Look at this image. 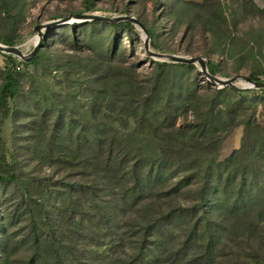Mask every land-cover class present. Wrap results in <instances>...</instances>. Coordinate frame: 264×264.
Here are the masks:
<instances>
[{"label": "trees", "instance_id": "trees-1", "mask_svg": "<svg viewBox=\"0 0 264 264\" xmlns=\"http://www.w3.org/2000/svg\"><path fill=\"white\" fill-rule=\"evenodd\" d=\"M85 1L89 3V0ZM212 4L215 7L212 16L225 22L219 1L204 0L199 3L202 7ZM243 7L238 5V9ZM252 8L264 14V5L252 1ZM87 26L90 30L88 40L95 38L96 46L109 52L113 51L111 45L117 29L129 30L131 22H72L69 31L75 36L76 29L82 28L81 33L84 34ZM147 31L153 46H156L154 31L148 28ZM0 41L5 45L14 44L8 37ZM223 50L225 46L219 49L220 52ZM108 54L112 62L114 54ZM5 57L4 66L0 68V114L3 116L11 112L7 100H15L19 87L15 58L10 54H5ZM38 59L37 52L33 61ZM63 66L57 60L49 65V69L60 70ZM192 67L191 64L155 61L148 77L142 79L129 70L109 76V82L118 80L119 83L111 91L110 102L118 104L110 107L113 122L132 120L138 133L144 130L161 132L157 137L163 143L148 159L131 157L125 150L123 135L115 128L85 123L79 125L71 115L62 118L54 108L45 111L54 117L53 125L59 124L57 131L62 136H70L72 145L82 158L83 168H90V178L85 182L80 176L77 182L63 184V190L53 191L43 187L41 191L45 192V202H42L34 197L29 181L17 174L15 161L8 165L9 169L0 173L2 189L9 190L6 196L0 191V208L5 206L0 209V220L3 222L0 229L11 227L8 224L12 222L13 214L23 215L28 221L20 239H15L17 233L7 234L6 246H0L3 253L0 264L8 261L10 251L19 244L29 246L22 264H58V259L62 264H72L64 261V248L76 256L86 248L84 242L87 239L94 240L96 248L103 244L110 252L119 248L134 253L126 264H150L151 257L158 251L171 246L169 250H174L173 254L185 255L197 240L204 237L207 243L203 257L208 259L211 233L205 217L208 211L206 205L212 204L211 208L216 207L233 215L257 204L264 206V112L258 109L259 100L264 98V88L236 89L226 86L215 89L209 86L210 96L204 103L198 104L192 100L195 90L181 85L179 79L180 73ZM207 67L211 74L215 73L216 66L210 59L207 60ZM249 76L260 81L254 71ZM100 77L107 78L105 74ZM241 93H249V96L237 95ZM35 97L43 104L51 102L45 92L36 93ZM179 117L183 118L181 124H177ZM236 126L242 127L238 148L227 158L218 160L221 141ZM156 186L159 200L185 194L187 201L168 214H162L161 207L142 206L137 209L138 216L132 223L123 222L127 215L125 207L137 201V190L142 192L144 188L153 189ZM48 199L49 203L46 202ZM218 225L222 226L221 223ZM105 239L108 242L101 243Z\"/></svg>", "mask_w": 264, "mask_h": 264}, {"label": "rangeland", "instance_id": "rangeland-1", "mask_svg": "<svg viewBox=\"0 0 264 264\" xmlns=\"http://www.w3.org/2000/svg\"><path fill=\"white\" fill-rule=\"evenodd\" d=\"M203 1L89 0L88 3L85 0H0V39H12L13 45L19 46L27 54L34 45L33 38L37 36L34 31L36 24L76 13L109 17L127 14L136 17L146 29L154 31L156 46H153L151 39L149 42L153 51L200 55L206 62L210 59L215 64V76L228 78L239 74L249 75L254 71L264 81V14L252 8V1L263 6L264 0H214L219 1L225 22L212 16L214 3L210 7H202L199 3ZM239 4L244 7L238 9ZM73 20L69 18L63 26L44 31L46 39L38 49V61L34 62L33 58L26 62L12 55L15 58V71L19 73L18 92L15 100H7L11 112L7 116L0 114V173L9 169L8 165L15 161L17 174L29 181L34 197L42 202H45V192L41 191L43 187L53 191L63 190V184L77 182L80 176L85 182L88 181L91 172L89 167L83 168L82 158L72 145L70 136H62L57 131L59 124L53 125L54 117L45 113L48 108L58 110L62 118L71 115L79 125L85 123L115 128L123 135L125 150L131 157L148 159L163 143L157 137L161 132L149 133L144 130L138 133L132 120L113 122L110 112V107L118 105L110 102L111 91L119 84L118 80L108 81L112 73L129 70L142 79L148 77L155 61L162 62L145 53L142 29L134 23H131L129 30L118 28L111 45L113 51L108 52L96 46L95 38L88 40L89 26L84 34L81 28L76 29V35L72 36L69 29L70 24L75 22ZM226 30L227 34H224ZM223 46L225 50L220 52ZM214 50L215 53L206 54ZM110 52L114 54L112 62L108 59ZM5 54L0 52V68L4 66ZM57 60L63 63V68L49 69V65ZM191 65L192 68L179 74L181 85L195 90L192 100L198 104L204 103L210 96L207 88H219L204 77L199 71V64ZM101 74L107 78H101ZM243 86V82L236 80L235 87H228L245 89L241 88ZM43 92L49 95L51 102L49 100L43 104L37 100L35 94ZM237 95L249 96V93ZM259 101L258 109L264 112V98ZM1 104L0 96V108ZM182 120L179 117L177 124H181ZM241 134L242 127L236 126L221 141L217 151L218 160L227 158L238 148ZM0 191L4 196L9 192L2 189V185ZM158 192L157 186L144 188L142 192L137 190V201L127 204V215L122 221L132 223L138 216L137 209L142 206L161 207L162 214H168L187 201L185 194L159 200ZM46 202L49 203V199ZM206 206L208 211L205 217L211 233L209 258L203 257L207 243L203 237L185 255L173 254L175 251H170L171 246L170 250L158 251L151 257L150 264H264V206L254 205L238 215L211 208L212 204ZM4 207L1 205L0 209ZM27 221L23 215L13 214V220L8 224L11 227L0 229V246H6L4 241L7 234L17 233L15 239H20ZM0 223H3L2 220ZM71 227L74 228V225ZM107 242L108 239H105L101 243ZM84 243L86 248L76 256L64 248V261L72 264H126L134 255L127 249L117 248L116 252H110L103 244L96 248L93 246L94 240L90 239ZM28 247L19 244L10 251L5 264H22ZM0 257H3L1 252ZM57 262L62 264L60 259Z\"/></svg>", "mask_w": 264, "mask_h": 264}, {"label": "water", "instance_id": "water-1", "mask_svg": "<svg viewBox=\"0 0 264 264\" xmlns=\"http://www.w3.org/2000/svg\"><path fill=\"white\" fill-rule=\"evenodd\" d=\"M69 18H73L75 22L80 21H91V20H103L108 22H119V21H129L138 25L143 31V47L145 53L148 56L153 58L159 59L165 62H172V63H182V64H199V71L204 75V77L213 83L217 88H223L226 86L235 87L236 80H240L244 82V86L241 88L245 89H259L264 88V81H256L253 80L249 75H234L228 78H221L211 74L207 68V62L203 56H186V55H179V54H172V53H161L156 52L150 49V36L147 29L143 26V24L133 15H118L109 17L106 15L101 14H87V13H76L73 15H68L67 17L57 18L53 20H49L43 23L36 24L34 26V31L37 33V40L34 43L31 51L27 54L23 53L19 46L16 45H5L0 43V52H4L10 55L18 56L22 60L29 62L37 55L38 49L43 40L46 39L44 31L48 28L55 27L58 25L64 24ZM70 22V21H68Z\"/></svg>", "mask_w": 264, "mask_h": 264}, {"label": "bare ground", "instance_id": "bare-ground-1", "mask_svg": "<svg viewBox=\"0 0 264 264\" xmlns=\"http://www.w3.org/2000/svg\"><path fill=\"white\" fill-rule=\"evenodd\" d=\"M36 40H37V36H35V37L33 38V42L35 43ZM241 82H243V81H241ZM243 83H244V82H243Z\"/></svg>", "mask_w": 264, "mask_h": 264}]
</instances>
